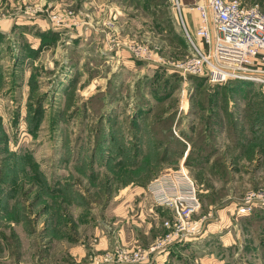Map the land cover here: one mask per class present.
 <instances>
[{"label": "rangeland", "instance_id": "1", "mask_svg": "<svg viewBox=\"0 0 264 264\" xmlns=\"http://www.w3.org/2000/svg\"><path fill=\"white\" fill-rule=\"evenodd\" d=\"M199 1L183 0L193 36L189 8ZM242 1L264 10V0ZM87 3L95 7L85 10ZM113 5L121 9L116 17ZM25 8L50 28L25 33L15 26ZM95 9L115 23L124 20L129 38L107 39V46L127 52L118 65L100 57L94 34L90 44L69 46L66 33L51 30L88 19L98 34ZM53 13L62 17L60 27L53 26ZM0 21L9 31L0 47V264H103L117 251L147 250L174 212L157 208L145 188L175 172L195 184L201 207L194 218L203 219L204 232L174 246L165 264H264V208L237 214L264 194L263 85L211 84L175 72L190 46L168 0H0ZM24 38L26 49H45L36 65L16 61ZM70 47L90 58L71 65L88 74L83 92L66 93L60 85L73 75L66 64ZM144 47L151 54L139 53ZM25 72L30 90L20 76ZM105 76L115 87L108 88ZM125 216L140 222L139 233L152 224V243L99 249L97 227L112 232Z\"/></svg>", "mask_w": 264, "mask_h": 264}, {"label": "built area", "instance_id": "2", "mask_svg": "<svg viewBox=\"0 0 264 264\" xmlns=\"http://www.w3.org/2000/svg\"><path fill=\"white\" fill-rule=\"evenodd\" d=\"M168 1L180 16L190 46L189 58L172 68L175 72L205 78L211 84L248 81L264 86V10L261 7L247 6L242 0H200L189 8L197 16L192 18L193 36L184 21L183 0ZM72 16V12L64 15L65 18ZM50 19L54 27H60L62 17L58 13H53ZM140 49L139 53L151 54L145 47ZM145 190L156 207L171 209L173 218L163 221L164 233L147 250L117 251L107 255L103 264H153L159 255L203 234V219L194 218L201 207L200 200L194 182L186 174H166L149 182ZM252 198L239 207V216H248L255 206L264 208V194Z\"/></svg>", "mask_w": 264, "mask_h": 264}, {"label": "crops", "instance_id": "3", "mask_svg": "<svg viewBox=\"0 0 264 264\" xmlns=\"http://www.w3.org/2000/svg\"><path fill=\"white\" fill-rule=\"evenodd\" d=\"M117 5H119V3ZM90 6L92 8L95 7V5H93V4L90 5L89 3H87L85 5V10L89 9ZM97 6L100 7L101 5H97ZM81 7L83 9L84 4H82ZM35 8H38V6L36 5ZM115 9H117V11ZM33 10L30 11L29 9L27 10L25 8L26 14L24 13V14L19 15V18L16 20H13L12 23L15 26L21 27L23 32H25V33L27 31H32V28H35L37 30L41 27L50 28V26L48 25L49 24L48 21L41 18V15L39 14V12H36ZM85 10H80V11L85 12ZM120 10L121 9L119 6L115 8V6L113 5L111 12L116 17L117 13L119 15ZM95 11H96L95 15L93 13V16L97 20H99L98 22H101V25H102L101 26L102 28L99 29L98 34H96L95 32L92 31V28H91L92 23L90 24V20H88V19H87V22H83V24L81 23L82 25L80 24L81 26L77 27V28H72V29L66 28V29H63V31H56L58 29H55V28H53L51 30H53V32H55L59 35L62 32H63V35L66 33L65 35L68 36L67 40H66V44H69V46H71L72 43H74L75 46H76V44H79L80 47H82L85 44H90V39L93 38V37H91V34H94L96 37H99V39L96 38L95 41L99 45L98 51L100 53V57L104 56L105 57L104 59L108 60V61H106L107 63L111 62L113 64L116 63L118 65L119 61L122 58L121 56L122 55L126 56L127 52L123 51L120 53L119 52L120 49L115 50V46H111V47L107 46L108 45L107 43L110 42V41H107V39L110 37H111V39H113V37L114 38L120 37V38H126V39L129 38V35L124 36V35H126V29L124 28V20L121 17H119V19L116 21L117 23H115L114 21L108 20L111 17V15L108 17L102 16L103 17V19H102L101 16H98L99 12L96 9H95ZM190 15H191V18H194V19L197 17L196 13H190ZM115 24H116V27H114V29H110V27L115 26ZM7 26H8V22L0 21V47H3L2 45L4 43V40L5 39L7 40L9 37V36H7L9 34ZM122 33H123V35H122ZM27 34H25V38L27 40H31V39L36 40L35 36L30 37V35H27ZM25 38H24L25 43L20 47L19 53L16 55V61L18 63L22 64V66H24L25 64H32V66L36 65L37 60L40 57V54L45 49L42 52L39 51V54L36 53V48H34L33 46H31L32 50L26 49L28 46V44H27L28 41ZM105 38H106V41H105ZM88 48L90 49V46ZM8 50L11 51L10 47H8ZM115 51L117 52V53H115L116 55H112ZM89 54H90L89 52L86 53L87 56H89ZM68 55H69V59L66 61L67 62L66 64H70L69 70H70V72H73V75L72 76L69 75V78H70L69 82L64 78L63 82H61V84H60L61 87L64 86V88H65L64 91L66 93H71L74 91L83 92L86 86H87L86 89H89L90 88V85H89L90 81L88 78V74L84 75L85 74L84 70L82 71V69H80L78 66L76 68H74V69H76L75 72H74V70L72 71L71 65H72V62L74 61V59H79V63H80L83 61L82 59L86 58L87 60H90V58L86 57V56L84 57V55L80 54V52H78L77 49H75V48L72 49V47H70V51L68 52ZM80 64H82V63H80ZM96 68H100V67L98 66ZM101 72L102 71L100 69V73ZM20 76L22 77L24 87L28 86V88L30 90V87L28 85L29 76L26 77V72L20 74ZM74 76L77 79H74ZM78 77H79V80H78ZM100 77H102V76H99L98 78H100ZM86 78H87V80L85 82L84 80ZM105 78L107 80L106 85L108 86V88H110L111 86L115 87V82L113 79H111L107 76H105ZM83 83H85L86 86L83 87ZM102 88H103L102 90H104L105 87L102 86ZM145 192H146V190H145ZM122 196L120 195V196L116 197L115 200L121 199ZM162 210H164V209H162ZM141 216H142V214L140 215V217L137 218V220H139L141 218ZM127 217L128 216L124 217V219H125L124 221H123L122 217H117L118 218L117 221L114 222V224H113L114 229H111L112 232H109V231L106 232L104 230L100 231V229L97 227L96 237L98 238V241H99V244L97 246L99 249H112V248H116V247L122 246V245L134 246V245L140 244V242H142L144 245H147V243L148 244L152 243L153 240L149 236L152 235L153 225L147 224V222H145L143 233H139L138 227L141 226L140 222L137 221L136 219L134 221H132L130 219V217L129 218H127ZM158 217H161L163 219L162 216L157 215V219H158ZM155 227H156V231H157L158 225H155ZM153 232H154V230H153ZM148 239H149V242H148ZM81 253H82V251H81ZM166 256H167V253L157 257L156 262L153 264H159V263L165 264V261H167Z\"/></svg>", "mask_w": 264, "mask_h": 264}, {"label": "trees", "instance_id": "4", "mask_svg": "<svg viewBox=\"0 0 264 264\" xmlns=\"http://www.w3.org/2000/svg\"><path fill=\"white\" fill-rule=\"evenodd\" d=\"M205 79V78H204ZM236 82H241V81H236Z\"/></svg>", "mask_w": 264, "mask_h": 264}]
</instances>
